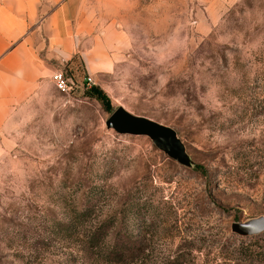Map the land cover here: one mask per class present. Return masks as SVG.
<instances>
[{
    "label": "rangeland",
    "instance_id": "obj_1",
    "mask_svg": "<svg viewBox=\"0 0 264 264\" xmlns=\"http://www.w3.org/2000/svg\"><path fill=\"white\" fill-rule=\"evenodd\" d=\"M68 35L0 135V264H264V232L232 229L264 226V0H76ZM117 107L172 128L182 161L109 127ZM83 206L114 222L89 255L53 225Z\"/></svg>",
    "mask_w": 264,
    "mask_h": 264
},
{
    "label": "crops",
    "instance_id": "obj_2",
    "mask_svg": "<svg viewBox=\"0 0 264 264\" xmlns=\"http://www.w3.org/2000/svg\"><path fill=\"white\" fill-rule=\"evenodd\" d=\"M75 1L0 0V135L54 62L73 55L68 22Z\"/></svg>",
    "mask_w": 264,
    "mask_h": 264
},
{
    "label": "water",
    "instance_id": "obj_3",
    "mask_svg": "<svg viewBox=\"0 0 264 264\" xmlns=\"http://www.w3.org/2000/svg\"><path fill=\"white\" fill-rule=\"evenodd\" d=\"M106 124L119 133L146 134L153 143L168 156L182 161L183 143L176 137L175 131L163 124L142 116L133 115L122 107L115 108L107 117ZM234 232L242 236H252L264 231L259 222L234 221Z\"/></svg>",
    "mask_w": 264,
    "mask_h": 264
},
{
    "label": "trees",
    "instance_id": "obj_4",
    "mask_svg": "<svg viewBox=\"0 0 264 264\" xmlns=\"http://www.w3.org/2000/svg\"><path fill=\"white\" fill-rule=\"evenodd\" d=\"M90 91H94V88ZM90 210L91 208L89 206H83L81 209L77 210L73 216L67 219L53 220V225L57 234L66 238L80 239L82 242V251L87 255H89V253L91 254L93 249H103L104 240L108 235L110 228L114 225V222L108 219L95 221L92 225L91 223L89 224L87 216L89 215ZM259 234L252 235L251 237L258 236ZM123 246L124 243L121 240L115 239L108 251L106 250V252H104L106 259L118 263L122 261L123 257L131 256L132 253L126 254L129 250L125 251ZM126 249L133 250L131 247ZM243 249H245L247 257L252 255V252L249 251L248 247Z\"/></svg>",
    "mask_w": 264,
    "mask_h": 264
},
{
    "label": "built area",
    "instance_id": "obj_5",
    "mask_svg": "<svg viewBox=\"0 0 264 264\" xmlns=\"http://www.w3.org/2000/svg\"><path fill=\"white\" fill-rule=\"evenodd\" d=\"M53 81L57 88L64 90L67 87V78L61 71H56L52 75ZM88 84L92 82V79L90 77L87 78Z\"/></svg>",
    "mask_w": 264,
    "mask_h": 264
}]
</instances>
